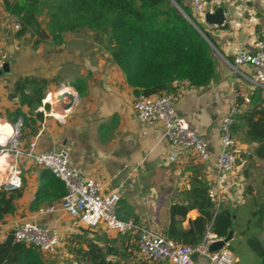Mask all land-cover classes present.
<instances>
[{
    "label": "crops",
    "instance_id": "obj_1",
    "mask_svg": "<svg viewBox=\"0 0 264 264\" xmlns=\"http://www.w3.org/2000/svg\"><path fill=\"white\" fill-rule=\"evenodd\" d=\"M205 1L206 14L214 15L223 9L225 17L220 25L208 23L206 15L198 18L216 44L214 77L205 87H192L186 81L173 85L174 93L179 96V113L201 130L209 144L211 160L208 162H202L193 151H185L175 161L170 159L172 148L164 127L139 121L134 110L139 95L127 84L110 53L90 39H84L82 30L65 34L56 44L46 40L42 46L32 47L21 40L26 35L11 38V30L9 36H5L3 21L0 23V55L4 54L9 39L8 49L12 55L10 71L0 76V119H22V138L26 145L36 141L38 151H65L72 167L102 182L104 194L123 191L117 207L121 218L152 226L162 234L170 221V208L180 201L182 192L191 189L195 179L206 182L209 188L222 183L228 192L226 200L239 199L238 188L216 167L220 151L219 120L234 106L236 117L243 113H260L264 108V87L255 84V70L248 65L234 66L238 48L244 46L249 51H257L258 45L264 43V0ZM3 10L2 20L9 14L5 8ZM25 78L48 81L42 86L46 96L68 88L76 92L78 98L69 111L58 103L46 104V113L41 112L38 108L43 101L31 107L22 104L19 88ZM25 91L31 96L34 84L27 85ZM56 114H62L63 119L55 117ZM259 117L260 114L256 115L255 120ZM245 133L246 129L242 128L235 134L238 150V136H246ZM249 146L250 150L241 147L247 151L242 158L245 161L240 158V178L243 181L256 178L257 188L264 192L261 185L264 159H248L258 144ZM245 163L246 176L242 171ZM255 167L260 175H255V171L253 175ZM23 170L22 196L15 202V212L0 222V236L25 221L57 228L67 238L81 230H95L80 225L63 211L40 215L41 207L62 200L65 186L50 171L29 161L23 163ZM248 189L254 193L253 186L248 185ZM198 216L196 210L191 211L185 226ZM126 245H130L127 240Z\"/></svg>",
    "mask_w": 264,
    "mask_h": 264
},
{
    "label": "trees",
    "instance_id": "obj_2",
    "mask_svg": "<svg viewBox=\"0 0 264 264\" xmlns=\"http://www.w3.org/2000/svg\"><path fill=\"white\" fill-rule=\"evenodd\" d=\"M174 1L202 33L185 18L172 0H4V6L20 22L18 38L27 34L40 36L35 46L46 40L58 42L65 34L82 29L98 34L100 39L105 36L112 47V61L124 73L127 84L138 95L152 96L175 92V82L186 81L197 88L208 86L215 74L213 46L216 44L213 38L193 17L185 0ZM43 14L48 18L45 28L40 22ZM20 82L22 104L30 107L41 104L46 97L42 86L48 81L25 78ZM30 84H34V91L28 96L25 88ZM258 114L260 117L255 120ZM242 128L246 129L248 140L258 144L248 159L255 157L263 160L264 108L260 113L237 116L234 134ZM261 185L264 186V179ZM208 190L206 182L195 179L191 189L182 192L180 201L170 208V221L163 231L165 237L181 245L196 247L204 241L208 232L226 238L230 231H237V210L230 205L217 209L209 198ZM21 196L22 190L9 194L0 189V222L15 212V202ZM193 210L199 216L189 220V226H185L188 214ZM251 229L256 232L247 237V244L257 255L258 264H264V240L258 236L264 231V204H258L251 212L243 234ZM134 237L137 241L138 235ZM124 242L122 249L117 245L90 243L87 250H78L77 264H151L128 254L132 247ZM229 249L235 253L232 243ZM40 254L33 247L14 244L11 240L0 243V264H43ZM112 257L117 260H112Z\"/></svg>",
    "mask_w": 264,
    "mask_h": 264
},
{
    "label": "built area",
    "instance_id": "obj_3",
    "mask_svg": "<svg viewBox=\"0 0 264 264\" xmlns=\"http://www.w3.org/2000/svg\"><path fill=\"white\" fill-rule=\"evenodd\" d=\"M190 8L199 16L207 13L205 0H186ZM4 5V0H0ZM10 16V14H8ZM225 22V21H224ZM20 24L11 25L9 21L3 23L5 36L10 31H18ZM248 65L255 70L256 85L264 87V43L258 45L257 51H249L241 46L234 55V66ZM4 62L0 60V71ZM62 90L58 91V94ZM50 94L43 99L39 111L46 113L45 105L60 103L55 97L48 100ZM76 100L78 98L75 92ZM179 96L174 92H164L159 95H139L134 102V110L139 121L145 125L161 124L164 127L172 154L170 159L175 161L185 151H193L202 162L211 160V151L201 130L191 125L189 120L181 115L177 109ZM66 111H69L66 110ZM237 115L234 106L219 120L220 151L216 159L218 171L229 178L232 186L237 185L241 177L240 155L238 142L233 127ZM55 117L63 119L62 114ZM22 119L8 121L0 119V189L7 193L20 191L24 188L23 163L31 162L51 172L60 180L66 193L58 204L41 207L40 215H48L60 211L68 213L80 225L89 228H105L121 235L137 234V248L139 255L146 261L160 264H236L237 258L226 244L219 251L211 252L210 246L223 240L217 235L208 232L204 241L196 246L178 244L165 237L152 226L143 225L135 220H124L118 216L117 207L123 191L117 190L104 194V185L97 179L86 177L78 169L71 166L65 151H38L36 141L25 144L22 138ZM239 189V186L237 185ZM208 195L217 209L228 200V192L224 184L218 183L209 188ZM242 193H238L241 198ZM12 241L14 244H24L37 249L47 256L56 255L65 245L67 237L54 227L42 226L34 221H25L17 225L12 231L0 236V243ZM198 258L193 260V255Z\"/></svg>",
    "mask_w": 264,
    "mask_h": 264
},
{
    "label": "rangeland",
    "instance_id": "obj_4",
    "mask_svg": "<svg viewBox=\"0 0 264 264\" xmlns=\"http://www.w3.org/2000/svg\"><path fill=\"white\" fill-rule=\"evenodd\" d=\"M186 1V0H185ZM186 4L187 1H186ZM3 5L0 4V23L3 21H9V24L15 25L20 24L19 20L10 15L6 16L4 20H2L3 16ZM192 14L193 17L198 21V18L200 17L197 15L193 9ZM8 13V12H7ZM40 22L43 28L46 27V23L48 22V18L43 14L40 16ZM21 29V28H20ZM19 29V30H20ZM18 30V31H19ZM18 31H13L12 37L17 38ZM82 36L84 39H90L94 44L99 45L101 48L105 49V51L109 52L110 55L112 53V47L109 45L108 40L105 38L100 39V36L98 34L93 33L92 31L88 29H82ZM40 39V36L37 34H27L25 38L21 39L24 40V45L32 46V47H38L39 45L42 46V43H40L38 46H35V42ZM55 44L57 42H54ZM7 45L5 46L4 54L0 55V60L5 62H10L12 55L9 52V46L11 44L10 39L7 40ZM22 44V43H21ZM112 57V56H111ZM238 141L240 144L239 155L241 158V161H245V159H242L245 155L244 151L250 150L251 147L249 145L253 144L248 140V138L245 135L238 136ZM244 146L243 148H241ZM239 147V146H238ZM241 150V151H240ZM246 163L244 165L243 174L246 176ZM259 169L260 165L258 166ZM260 175L259 170H253V175ZM249 172V171H248ZM237 185L239 186L238 191L242 193L241 198L235 200L234 198H228V200L223 205H230L233 209L237 210L238 213V219H239V225L237 227V231L234 232V238L232 240V247L234 248V255L237 258L236 264H258L259 259L257 255L252 252L247 244V237H250L251 235L255 234V230L251 229L250 231L243 234V231L247 227V223L251 217V212L256 208L258 204H264V192L257 188L259 187L257 184L256 178H250L248 181H243L242 178L237 179ZM240 183V184H239ZM237 185H234L237 189ZM248 185L253 186L254 193H250L248 189ZM231 193V191H230ZM135 234H131V236H122L119 233L109 231L107 229H95L94 231H84L81 230L77 234H72L69 236L66 240V244L64 247L59 251L58 254L54 256H46L43 254H40V258L43 262V264H77V252L79 249L87 250L90 243H96L100 246H106V245H117L119 249H122L124 245V241H129V244L132 248H130L128 254H130L135 259H143L138 254V248L136 244V238L134 237ZM258 236L260 239L264 240V231L259 232ZM130 239V240H128ZM130 256V257H131ZM112 260H117L115 257L111 258ZM156 264V263H154Z\"/></svg>",
    "mask_w": 264,
    "mask_h": 264
},
{
    "label": "water",
    "instance_id": "obj_5",
    "mask_svg": "<svg viewBox=\"0 0 264 264\" xmlns=\"http://www.w3.org/2000/svg\"><path fill=\"white\" fill-rule=\"evenodd\" d=\"M172 1L176 5V7L181 11V13L185 16V18L188 19V21L198 31H200L202 33V31L198 28V26L194 23V21L182 10V8L174 0H172ZM206 20L210 24H216V25L223 24L224 21H225L224 10L220 9L214 15H211L210 13L206 14ZM213 48L215 50L214 46H213ZM9 71H10V63L9 62H5L4 66H3V70L0 71V76L3 73H7ZM57 98L59 99L60 105L62 106V108L64 110L71 109L74 106V103L76 101V97L73 96V95H69V94L60 93ZM233 238H234V231H230L229 235L226 238H224L223 240L212 244L210 246V251L211 252H216V251H219L222 248H224L226 246V244L230 245L232 240H233ZM192 258H193V260H196L198 258V255L194 254Z\"/></svg>",
    "mask_w": 264,
    "mask_h": 264
},
{
    "label": "bare ground",
    "instance_id": "obj_6",
    "mask_svg": "<svg viewBox=\"0 0 264 264\" xmlns=\"http://www.w3.org/2000/svg\"><path fill=\"white\" fill-rule=\"evenodd\" d=\"M61 93L62 94H69V95H73V96L75 95V92L74 91L72 92V90L71 89H68V88H65L64 90H62ZM58 95H59L58 93L55 94V95H52L51 97H49L48 100H51L52 101V100L55 99V97H58Z\"/></svg>",
    "mask_w": 264,
    "mask_h": 264
}]
</instances>
